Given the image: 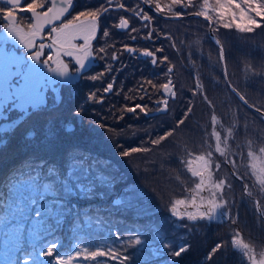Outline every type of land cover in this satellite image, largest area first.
I'll return each instance as SVG.
<instances>
[{
  "label": "trees",
  "instance_id": "trees-1",
  "mask_svg": "<svg viewBox=\"0 0 264 264\" xmlns=\"http://www.w3.org/2000/svg\"><path fill=\"white\" fill-rule=\"evenodd\" d=\"M118 2L123 3L129 11L135 12L141 8V4L137 1L118 0ZM85 3H87L86 0L79 5L83 6ZM161 3H168V0H161ZM102 4L107 6L106 0H94L92 6L95 10ZM195 10L192 7L187 9L181 6L175 7V11L181 12L182 15L193 13ZM144 12L152 17L151 21L154 20L152 39L147 38L150 31L149 22H141L137 18H132L133 29L137 31L128 33L140 38L141 49H148L157 55L158 62L154 67L148 60L124 54L122 63L118 66L119 72L115 70L114 73H110V76L116 80L114 90L109 96H104L103 102L99 103V98L93 100L86 98V90H90L88 85L66 86L64 101L59 107L31 114L15 129L8 144L0 149V190H4L3 185L6 179L10 178L17 168L46 162L57 166L63 174L65 165L73 157L82 158L85 166L99 160L107 167L101 168L97 164L95 168L115 176L117 181L115 191L109 193L106 189L97 188V192L104 191V196L90 197L94 198V201L87 202L86 207L83 208L86 200L90 199L89 197H81L77 194L69 199L68 203L72 206L73 214L67 215L66 226L69 227L70 234L73 233L71 237L73 242H75L74 237H78L81 242L93 237L91 233H85L86 228L93 225L99 226L97 230L103 228L112 231L110 230V223H112L115 224L113 228L126 245L125 250L129 252L132 248L128 247L130 240L127 236L131 229L125 219L133 221L131 225L139 229L144 228L145 233L154 234L163 229L177 232V226L169 224L166 217L162 224L159 222L163 216L167 214L171 216L168 210L170 201L173 197H181L183 191L172 187V183L167 188L161 181L170 180L177 175L184 180L188 179L180 162L185 155L184 149L186 147L194 152L203 150L201 145L205 132L211 131L210 117L213 112L221 119L225 127L237 126L230 145L236 153L231 158L236 160L238 166L241 163L240 153L246 154L247 140L252 139L257 148L264 144V120L259 113L244 105L229 89L225 81L223 65L219 61V49L207 34L209 28L207 22L197 17L166 20L155 16L147 9H144ZM118 14V11L108 12L104 23L106 24L108 20L112 21ZM162 14L172 15L167 12ZM214 33L224 48V66L227 69L229 82L245 96L248 104L264 112V25L252 33H240L234 28L229 30L223 27ZM166 35L169 37H165ZM196 41L200 43L196 44ZM163 57H168V60L161 62ZM110 62H112L111 59ZM116 64L112 63L113 67ZM170 65L173 71L169 74ZM94 75L98 73L91 74V76ZM169 75L175 86L176 99L169 103V110L166 114L147 118L145 113L140 112L139 109L134 112L126 110L137 104L146 105L148 112L154 110V103L161 98L159 85L166 83ZM197 78L214 108L209 107L199 91L193 95ZM148 80L157 85V88L151 87L147 83ZM99 87V84H96L94 91H97ZM74 88L79 89L78 96L70 98V93ZM91 93L94 92L91 91ZM190 105L192 111L185 118V112ZM77 119L80 122L79 126L76 125ZM180 119H184L185 122L176 127ZM70 124L75 126L72 131L67 130ZM95 125L98 127L96 128ZM78 127L86 129L85 136H76ZM26 128L27 132L22 131ZM173 129H175L174 134L160 145L151 144V140ZM29 132H33V135L28 136ZM55 143H60V145L57 146ZM145 147L150 151L137 152L138 155L143 158L153 155L156 161H160L161 167L150 166L144 175L135 176L120 171L117 165L118 158L122 156V150ZM215 158L221 163L217 176L228 177L232 184V189L226 190V196L230 201L231 215L238 214V218L235 223L226 219L222 224H213L215 233L207 239L204 249L194 256L209 253L218 244L219 239L221 242L231 240L233 232L237 230L246 241L254 243L257 248H264V222L260 216H257L253 200L242 196L243 184L248 183L252 187V180L245 175L244 167L237 169L238 174L244 177L242 182L235 179L223 162L224 158L219 157L218 154ZM147 162H152V159H147ZM112 165H116L117 169L111 168ZM146 185L158 188L159 201H155ZM126 186H132L140 193V202L129 208L113 206L112 200L118 197L121 189ZM253 191L258 197L259 194L254 187ZM81 199L85 201L81 202ZM260 203L264 209V199H261ZM95 217L100 219L103 225L94 220ZM171 218L174 220V217L171 216ZM83 219H92L93 222L88 221L85 226ZM73 227L76 229H72ZM58 232L60 233L59 239L63 240L64 230L61 228ZM168 233L170 237L174 235L171 232ZM183 234L187 232L184 231ZM94 236L101 239L106 238L103 233H97ZM10 240L14 239L0 235V250L3 251ZM110 241L115 243L118 240ZM144 245L140 247V250L143 254H147V248ZM226 249L229 254L235 252L232 248ZM153 260L152 257H148L144 264H150ZM139 262H134V264H141L142 261Z\"/></svg>",
  "mask_w": 264,
  "mask_h": 264
},
{
  "label": "snow or ice",
  "instance_id": "snow-or-ice-1",
  "mask_svg": "<svg viewBox=\"0 0 264 264\" xmlns=\"http://www.w3.org/2000/svg\"><path fill=\"white\" fill-rule=\"evenodd\" d=\"M0 3L6 5V7H0V32L3 33V36H0V45L11 44L23 50V54L17 55L14 50L0 47V119L4 120L8 118V111L16 110L20 117H23L45 102L44 90L47 88L48 77L43 75L42 70L59 78L60 83L70 86L75 78H79L88 70L89 64L98 57V54L106 55L107 46L98 49L93 46V41L97 39L99 19L114 3L117 9L125 8V5L118 0H106L109 7L102 4L98 9H86L72 15L71 12L75 7L74 0H0ZM142 3L150 7L154 5L156 12L171 13L174 17L182 15L181 12L175 11L176 6L185 9L192 7L196 9L192 15L203 18L213 31L223 27L229 30L234 28L240 33H252L264 25V0H168V3L164 4L161 0H142ZM20 13L30 14L23 18L26 22H21ZM135 15L151 24L152 17L147 12L141 10ZM115 27L128 29V19L121 17ZM132 31L135 32L137 29ZM152 34V31H149L147 38L150 39ZM109 35L110 33L104 30L103 36L107 38ZM216 44L219 45V61L225 63L223 45L218 39ZM172 46L175 47V45ZM45 49L50 50L46 56ZM124 50L129 53L134 51L127 45L124 46ZM141 55L151 57L153 65L157 63L155 53L152 51L142 50ZM65 57L70 58L74 65L71 70ZM99 58L104 57L99 56ZM111 59H117L115 52L111 54ZM167 60L168 57H163L161 62ZM29 61L31 63H27ZM105 71H111V65H107ZM172 71L173 67L170 65L168 73ZM103 75L104 73H100L91 76L90 79L97 80ZM225 79L227 80L226 67ZM147 83L154 89L157 88L151 80ZM112 87L113 85L109 83L104 91L108 92ZM228 87L241 101L248 103L245 96L231 83ZM159 89L163 91L165 98L158 101L162 107L157 111H166L167 97L175 99L176 96L170 75L166 83L159 85ZM197 91L203 95L209 107L214 108L204 94L203 85L198 78L193 95H196ZM94 98L95 93H90L88 99ZM137 109L148 114L146 105L137 104L126 110L134 112ZM256 110L260 111L259 108ZM191 111L190 105L185 112V118ZM184 122V119L178 120L176 127ZM210 123L211 131L205 132L201 145L203 150L194 152L186 147L184 149L185 155L180 162L188 179L184 180L179 175L175 177L183 186V195L171 199L168 206L171 216L178 220L186 219L189 222H212L219 218L232 219L230 201L226 196V190H231L232 184L228 177L217 176L221 168V163L215 158L217 154L224 158V163L231 164L233 169L231 176L236 179L244 178L238 174V167L246 169L245 175L252 180L253 184L252 187L248 183L243 184L242 196L253 200L258 217L264 216V209L260 203L261 199H264V144L257 148L252 139L247 140L246 154L240 153L241 163L238 166L236 160L231 158L236 153L230 145L237 126L225 127L215 112L210 117ZM15 125L16 121L0 125V134L7 133ZM174 131L175 129L170 130L151 140V144L160 145L172 136ZM148 151L150 149L146 147L132 148L122 152L121 155L127 157L131 153ZM97 164L101 168L107 167L99 160L85 166L82 158L73 157L65 165L63 174L57 166L46 162L17 168L10 178L6 179L3 185L4 190H0V235L12 238L19 243L27 232L35 254L46 258L55 257L49 261V264H81V262L106 264L105 261L100 260L102 257L118 260L119 264H128L132 256L103 243L81 242L78 237H74L75 243L72 244L71 250L65 249V255L57 252V249L61 247L58 229L66 216L72 212V206L68 203L69 199L77 194L89 198L104 196L105 193L97 192V188L106 189L109 193L115 191L117 183L115 176L99 171L95 168ZM94 171L95 175H93ZM253 187L257 190L258 197ZM140 199V193L134 187L126 186L111 203L129 208L136 206ZM116 239L119 240L120 236L117 235ZM155 239H160L159 232L155 233ZM145 243L146 241L139 235H133L128 242V247L135 248ZM230 244L232 249L246 261V264H264V248H257L254 243L246 241L238 230L233 232ZM222 246L220 243L216 244L209 252L207 259L210 260ZM162 247L168 249V255L174 258L180 257L188 250V245L184 243L178 244L176 249H173L170 243H164ZM24 264H28V261L25 260Z\"/></svg>",
  "mask_w": 264,
  "mask_h": 264
},
{
  "label": "rangeland",
  "instance_id": "rangeland-1",
  "mask_svg": "<svg viewBox=\"0 0 264 264\" xmlns=\"http://www.w3.org/2000/svg\"><path fill=\"white\" fill-rule=\"evenodd\" d=\"M51 101H52V99L50 98V102ZM79 124H80V122L77 119L76 125L79 126ZM97 127L98 126H96V128ZM26 130H27V128L22 129V131H24V132H27ZM75 134H76V136H83V135L85 136L86 129L84 127H82V128L78 127ZM55 145L59 146L60 143H55ZM124 151H127V150H122V152H124ZM149 158L152 159V162L148 163L147 159H149ZM115 166L116 165H112L111 168L117 169V167H118L120 169V171H122L126 174L128 172V174L130 176H135L138 174L144 175L145 172L147 171L148 167H150V166H156V168H157V167H161L162 165H160V161H156L153 158V155H147L145 158H143V157L139 156L138 153L136 152V153H131L127 157L120 156L118 158V165H117V167H115ZM93 173H95V172H93ZM174 179H175V177H172L170 180L161 181V183H164L167 188H168L169 184L172 183L171 184L172 187L177 188V189H182V187H183L182 184L180 182H178L177 180H174ZM146 187H148L149 190L152 192L155 201L156 202L159 201L160 195L157 191L158 188L156 189L155 187H153L151 185H146ZM80 201L83 202L85 200L81 199ZM92 201H94V198L87 199L85 202L86 204L84 203L83 208L87 206V202L91 203ZM113 206H116V205H113ZM161 206H162V203L160 204V207ZM118 207L123 208V206H118ZM72 212H73V210H72ZM129 215H132V213H129ZM91 217H93V216H91ZM129 217H132V216H129ZM165 217L167 220H171L172 222L175 221V222H181V223L182 222L188 223L186 226L178 225L176 227L178 235L174 236V240L172 242H169V240L167 239L168 235H169L168 230L163 229L162 231H159L160 239L156 240L155 239V233L156 232L154 234L152 232H151V234L149 232L145 233L144 228L139 229L136 226L131 225L133 223V221H130L128 219H125V222L130 224L131 230H130V234L127 236L128 237L127 239L130 240L133 235H139L142 240L146 241L145 245L142 244V245L136 246L135 248H132V250L128 252L125 250L126 245H124V241L121 238L117 242L113 243L110 240H113V241L117 240L116 236L118 235V233L113 228V226L115 224H112V223H110L111 224L110 230H112V231H107L103 228H100V230H97L99 226H96V225H93V226L86 228L85 233L86 234L91 233L93 237H90L89 239H86V240H82V242L86 243L88 241H91L93 244L103 243L107 246L112 247L113 249L119 250L123 254H128V255L132 256V259L128 262V264H130V263L134 264V262H139V261H142L141 264H144V262H146L148 257H152V259H154L152 261V263H150V264H175L176 263L175 259L177 257H175V258L170 257L168 255L169 250L164 249L162 247V245L164 243H170L173 245V249H176L177 245L182 243V242H186L185 244L188 245V250L185 253L181 254L180 258H182L183 260L180 264H221L224 262V259L226 258V253H225L224 249H222L218 253L219 256L213 255L210 260L207 259V256L209 253H205L202 256H194L196 253H198L204 249L205 242H206L207 238L209 237V234H213V232H214L213 226L206 223L205 221L189 222L186 219H184V220H178V219L172 220L171 216H168V214ZM93 219L98 221L99 224L103 225V222L100 219H98L97 217H95ZM67 221H68V219L66 220V218H65V220L63 221V223L59 229L62 228V230H64L66 228V222ZM88 221H90V223L93 222L92 219L84 220L85 226L88 223ZM145 228H147V227H145ZM72 229L75 230L76 227L75 228L73 227ZM211 230H212V232L209 233ZM184 231H186L187 234L184 235L183 234ZM97 233H103L106 236V238L101 239V238L95 237L94 234H97ZM71 237H73L72 234H70V236L68 238H66V241L67 242L72 241ZM26 239H30V238L28 236H26ZM156 243H158V244H156ZM61 245H62V240H61ZM64 245H65V242H64L63 246ZM143 245L147 248V254H143L142 251L140 250V247ZM223 245L225 246V244H223ZM27 248L28 247H26V249ZM58 250H59V248L57 249V251ZM47 259L48 258L43 257V256H40L39 259H29L26 257V258H23L20 260V264H24L25 260L28 261V264H37V263H42L44 260H47ZM100 260L105 261L106 264H119L118 260L114 261V260L107 259L105 257L100 258ZM81 264H83V262H81ZM235 264H246V261H244L243 259L238 260V262H236Z\"/></svg>",
  "mask_w": 264,
  "mask_h": 264
},
{
  "label": "water",
  "instance_id": "water-1",
  "mask_svg": "<svg viewBox=\"0 0 264 264\" xmlns=\"http://www.w3.org/2000/svg\"><path fill=\"white\" fill-rule=\"evenodd\" d=\"M141 3H142V0H139ZM143 4V3H142ZM143 7H145V8H148L152 13H154V14H156V15H158V16H161L162 18H165V19H180V18H183V17H185V16H180V17H174V16H165V15H161V13H158V12H156V10H155V8H153L152 6L150 7L149 5H147V4H143ZM109 9H117L116 7H109ZM188 17H196V16H194V15H192V14H189L188 15ZM201 18V17H200ZM203 19V18H202ZM129 27H130V23H129ZM128 27V28H129ZM98 29H99V27H98ZM119 31H126L127 29H118ZM97 34H98V31H97ZM208 36L210 37V39L216 44V40L218 39L216 36H215V34L213 33V30L212 29H210L209 28V30H208ZM217 45V44H216ZM218 47H219V45H217ZM132 53H135V51H133ZM139 56H141L143 59H146L147 57L146 56H143V55H141V53L139 54ZM156 56V55H155ZM149 58H151V57H149ZM156 60H157V58H156ZM151 63H152V61H151ZM94 64H97V62H94ZM224 64V63H223ZM152 65H153V63H152ZM226 82H227V85L229 84V81H228V79L226 80ZM60 86V85H59ZM59 86L57 87V89L59 88ZM230 90H231V88H230ZM112 91V89L110 90V91H108V92H106V94L107 93H110ZM232 91V90H231ZM234 93V92H233ZM162 94H163V91H162ZM235 95H236V93H234ZM163 96H164V94H163ZM237 96V95H236ZM238 97V96H237ZM169 97H167V99H168ZM172 98V97H171ZM239 98V97H238ZM173 99V98H172ZM55 100H56V103H59L60 102V95H59V92H58V90H56L55 91ZM243 103H244V101H242ZM249 106V105H248ZM161 107H162V105H161ZM250 107V106H249ZM251 108V107H250ZM38 109V108H37ZM167 111V110H166ZM166 111H154V112H152L151 113V115H156V114H160V113H165ZM261 115H262V117H263V119H264V112H262V111H258ZM23 118H24V116L23 117H18L17 119H15V120H13V121H16V125L21 121V120H23ZM13 121H10V122H4V123H2V124H11ZM1 124V125H2ZM15 125V126H16ZM14 126V127H15ZM13 127V128H14ZM231 172H232V170H231ZM217 221L219 222V221H221V218H219V219H217Z\"/></svg>",
  "mask_w": 264,
  "mask_h": 264
},
{
  "label": "flooded vegetation",
  "instance_id": "flooded-vegetation-1",
  "mask_svg": "<svg viewBox=\"0 0 264 264\" xmlns=\"http://www.w3.org/2000/svg\"><path fill=\"white\" fill-rule=\"evenodd\" d=\"M74 3H77V0H74ZM83 7H85V5L81 6V5H79V3H78V8H83ZM91 7H92V5H88V7H87L86 9H92ZM76 9H77V6H76ZM76 12H77V11H76ZM20 16H21V18H22V19H21V22L24 23V22H26V21H25L23 18H24V17H27V16H30V14H28V13H20ZM0 36H3V33H2V32H0ZM101 36H102V35H100V37L98 38L97 42L94 43V45H97V43H98L99 39L101 38ZM0 47H2V45H0ZM5 47H7V48L10 49V47H14V46L11 45V44H9V45H5ZM14 48L17 49V51L19 52V54H23V50H22V49H19L18 47H14ZM10 50H11V49H10ZM49 51H50L49 49H45V56L48 54ZM64 59H65L66 62H69V64H70V70H71V69L74 67V65L71 64L72 62H71L70 58L65 57ZM27 63H30V61L27 62ZM103 64H104V62H103ZM42 72H43V75H44L45 77H48V81L51 80V79L53 78V79L51 80V85L47 83V88H50V89L52 90L51 86L55 85V80H56V79L58 80V78H57V77H53V76H51V74L47 73L46 70H42Z\"/></svg>",
  "mask_w": 264,
  "mask_h": 264
}]
</instances>
